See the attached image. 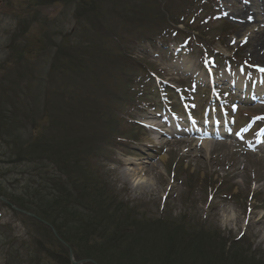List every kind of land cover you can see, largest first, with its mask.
<instances>
[{
  "label": "rangeland",
  "instance_id": "rangeland-1",
  "mask_svg": "<svg viewBox=\"0 0 264 264\" xmlns=\"http://www.w3.org/2000/svg\"><path fill=\"white\" fill-rule=\"evenodd\" d=\"M255 1L250 9L262 12L264 0ZM244 4L249 1L0 0V162L7 163L18 156L24 160L20 167L0 164V188L17 198L32 201L38 183L33 188L27 182L33 180H21L22 173L38 170L42 176H52L56 162L62 163L60 159L73 157L71 163L76 165H82L81 160L85 162L86 143L94 125L91 110L83 112L79 105H73L69 95L59 98L57 91L67 87L62 84L70 75L60 77L52 59L60 47L71 51V47L83 40L84 34L87 38L95 35L97 42L81 43L79 52L95 53L101 42L109 45L114 33L140 67L143 77L137 81L143 85L138 95L143 94L147 100L136 103L130 114L143 129L136 132V144H113L104 156L92 159L95 170H99L101 184L108 186L122 201L140 208V213L148 219L163 215L167 221L178 222L186 214L191 232L201 230L213 236L219 233L224 242L218 241L209 250L215 264H223L226 256L230 258L227 248L239 237V241L246 242L244 253L248 254L245 259L248 264L250 261L264 264V100L250 98L242 103L230 94L228 84L222 82L236 75L245 81L254 67H264V50H258L259 56H251L258 25L244 31L236 19L243 13ZM150 6L177 19L162 22L159 12L150 10ZM192 6L196 12L191 10ZM138 8L152 15L149 21L157 18L160 30L175 27L181 34L164 29L165 34L153 35L148 25L137 28L139 23L146 22H132L128 18L132 15L138 18ZM99 25L103 27L98 29ZM107 31L108 39L103 37ZM64 35L69 41L64 40ZM49 38L52 40L48 41ZM91 47L95 51H84ZM73 62L76 64L72 67L77 68L82 61L77 56ZM92 68L99 70L100 65ZM153 73L157 77H151ZM254 75L260 76L264 87V70ZM87 77V81L97 80L94 75ZM213 84L216 86L210 90ZM163 85L170 91L169 98L184 93L189 100L196 98L195 102L208 98L205 105H213L214 110L208 117L200 114L202 121L207 119L211 124L216 119L220 124L226 121L228 132L216 136L207 134L208 131L200 136L184 132V136L195 140L190 143L181 142L187 140L183 136L168 134L162 122L169 114L157 98V87ZM193 108L194 104L191 110L196 115L197 110ZM67 111L74 112V117L70 118ZM253 115L259 116L253 119ZM187 118L184 120L193 123ZM41 120L46 134L37 137L36 124ZM233 120L237 122L234 127ZM78 123L83 129L75 127ZM57 124H62L64 142L73 143L67 152L58 155L60 159L55 158L53 165L48 157L61 135L53 137L60 129ZM198 126L193 128L201 127ZM187 127L190 131V125ZM210 131L223 132L217 127ZM70 134L72 140H69ZM206 141L207 149L195 148ZM124 173L129 175L128 181L124 180ZM74 191L76 195L77 190ZM226 220L231 221L226 223ZM120 234L126 238V244L131 243V234ZM36 241L43 243L41 247L35 243L42 259H49L51 264H65L64 260L58 261L57 254L46 252L60 249L54 240H46L34 223L14 216L10 209L0 205V264H16L10 257L16 254L21 243L37 251L31 244ZM228 264L232 260L228 259Z\"/></svg>",
  "mask_w": 264,
  "mask_h": 264
},
{
  "label": "trees",
  "instance_id": "trees-1",
  "mask_svg": "<svg viewBox=\"0 0 264 264\" xmlns=\"http://www.w3.org/2000/svg\"><path fill=\"white\" fill-rule=\"evenodd\" d=\"M190 8L196 12L193 6ZM137 10H139L136 13L138 18H134L133 15L128 18L132 22H146L139 23L137 28L148 25L152 29L150 33L153 35H157L158 32L165 34L166 30L164 29L175 35L181 34L180 30L175 27H165L160 30V24L156 22L157 18L149 21L148 19H151L152 15L146 10L140 8ZM150 10L159 12L156 7L152 6H150ZM158 14L162 18V22L165 23H168L169 19L171 21L177 19L173 15L170 18L160 12ZM94 15L98 16L97 13ZM102 27L99 25L98 29ZM111 34L113 38L108 43L109 45L101 42L95 53L91 51L84 53L83 50L81 53L79 52L81 43L85 41L89 44L97 42L95 35L93 38H87L84 34L83 40L71 47L72 52L70 49L65 50L67 47H60L53 59L51 57L55 67L58 66V69H61L59 71L56 68L60 77L64 78L68 73L70 75L62 84L67 87L57 91L58 95L60 94L59 98L69 95L71 101L74 102L73 105H79L83 112L91 110L89 114L94 125L92 124L88 135L90 140L86 143L88 152L85 162L81 160L82 165H76L74 162L71 163L73 157L67 160L58 157L59 154L67 152L73 142H64V137H62L64 131H60L62 124H57L60 129L53 137L61 135L55 140V150L48 157L53 165L56 157L62 162H56L55 174L42 176L36 170L21 175V180L24 182L28 179L33 180L34 182H27H30V185L35 189V182L38 183L40 189L38 188L32 193L35 200L25 201L1 188L0 197L51 225L59 238L70 247L75 261L91 259L97 264H215L209 256V250L210 247L214 248L218 241L224 242L219 233L213 236L210 232L205 235L201 230L197 232L192 230L191 232L186 214L181 216L178 222L167 221L163 215H160L159 218L148 219L146 215L140 213V208L122 201L118 196L113 195L108 186L101 184L99 170L98 168L95 170L92 159L95 156H104L106 149L113 144L135 143L136 132L140 128L130 118V114L136 108V103L147 100L142 93V96L138 95L143 85L140 86L137 81L143 77L140 75V67L136 66V62L129 57L121 45L122 41L120 42L114 33ZM108 35V31L103 33V37L107 39ZM62 37L65 41H69L66 35ZM51 40L52 38L48 39V41ZM92 48L88 50L85 48L84 51H95ZM82 55L83 57H79ZM77 56L82 62L77 68H73L72 65L76 64L73 62V58H77ZM95 64L100 65L99 70L92 68L95 67ZM89 74L97 77V80L87 81ZM60 112L61 110L57 113ZM67 112L70 118L72 115L74 117V112ZM72 123L76 124L74 121ZM43 124L42 120L36 124L37 137L46 134ZM78 126H75L78 130L84 127L79 123ZM59 139L62 141L59 142ZM69 140H72L71 134ZM56 151H58L57 154ZM43 159L46 158L43 157ZM23 161L21 156H18L16 159H10L7 163L2 161L0 164L20 167L19 165L23 164ZM171 165L174 166V164ZM16 182L19 181L16 180ZM190 184V182L187 184L188 188H190ZM74 190H77L76 195ZM219 192L222 194L221 188ZM0 205L10 209L14 216L34 223L46 240H54L60 248L56 251L47 250L46 252L50 255L57 254L59 262L64 260L65 264H71L68 250L54 237L48 226L11 210L3 203ZM201 227L203 228V224ZM2 231L4 235L5 230ZM121 232L125 235L131 234V243H125L126 238L124 235L121 236ZM239 240L240 238L231 241L226 251L230 258L226 256L223 259V264H228V259L232 260V264H248L245 260L248 254L244 253L246 242ZM35 243L39 247L43 245L40 241L31 244L37 247ZM15 245L16 242L13 246ZM220 245L223 244L220 243ZM18 246L16 254L10 257L14 263L51 264L49 259L41 258L38 247L37 251H34L33 247L26 248L25 243ZM221 250L223 251V248ZM250 264L261 263L250 261Z\"/></svg>",
  "mask_w": 264,
  "mask_h": 264
},
{
  "label": "bare ground",
  "instance_id": "bare-ground-1",
  "mask_svg": "<svg viewBox=\"0 0 264 264\" xmlns=\"http://www.w3.org/2000/svg\"><path fill=\"white\" fill-rule=\"evenodd\" d=\"M249 1V4H244V11L243 13H240L239 16L236 18L237 20H239V24L241 23V27L244 31L246 30H250L251 28H253V26H257L256 30H255V37L252 39L254 41V48L251 51V56H259L260 52L262 50H264V10L262 12L259 11H252L250 8L254 7V3L256 2L255 0H247ZM257 5V4H256ZM261 9V8H260ZM260 26V27H259ZM262 27V28H261ZM258 50H261L258 52ZM224 81V80H222ZM240 85V84H238ZM262 89V88H261ZM177 123V122H176ZM175 122H173V124L177 127H183L184 124L181 123H177L176 125ZM162 127H167V124L165 121L162 122ZM204 127V126H203ZM153 131L155 129H152ZM210 133L207 134H214L216 135L217 133L215 131H209ZM174 134H176L177 136H183L184 138H186L187 140H180L181 142H186V143H190L193 142L195 140H191L189 138H187L186 136H184V132L180 131V130H176L174 132ZM208 145V142H201L199 143V146L196 145L195 148H206ZM207 149V148H206ZM124 180L128 181V177L129 175L127 173H124L123 175ZM231 220H226V223H229Z\"/></svg>",
  "mask_w": 264,
  "mask_h": 264
},
{
  "label": "water",
  "instance_id": "water-1",
  "mask_svg": "<svg viewBox=\"0 0 264 264\" xmlns=\"http://www.w3.org/2000/svg\"><path fill=\"white\" fill-rule=\"evenodd\" d=\"M0 201H2V202H4L5 204L11 206L10 203L7 202V201H6L5 199H3V198H0ZM12 208H13L15 211H17V212H19V213H21V214L27 215L28 217L36 218L34 215L29 214V213H26V212H24V211H22V210H19V209L13 207V206H12ZM46 225H47V224H46ZM52 231H53L54 235L57 237L55 231H54L53 229H52ZM57 238H58V237H57ZM65 246H66V245H65ZM69 255H70V260H71V262H72L73 264H80V263H82V262H74V261L72 260V258H71V256H72V252H71V250H69ZM85 262H90V263H92V264H96L95 262H93V261H91V260H88V261H85Z\"/></svg>",
  "mask_w": 264,
  "mask_h": 264
}]
</instances>
